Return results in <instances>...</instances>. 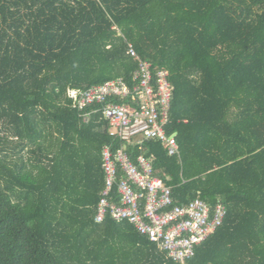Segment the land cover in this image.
Returning a JSON list of instances; mask_svg holds the SVG:
<instances>
[{
    "label": "trees",
    "instance_id": "trees-1",
    "mask_svg": "<svg viewBox=\"0 0 264 264\" xmlns=\"http://www.w3.org/2000/svg\"><path fill=\"white\" fill-rule=\"evenodd\" d=\"M129 45L168 73L178 145L126 144L131 161L151 160L174 204L226 209L183 264H264V0H0V264H181L127 221H94L103 150L122 144L103 104L68 92L132 88Z\"/></svg>",
    "mask_w": 264,
    "mask_h": 264
},
{
    "label": "built area",
    "instance_id": "built-area-1",
    "mask_svg": "<svg viewBox=\"0 0 264 264\" xmlns=\"http://www.w3.org/2000/svg\"><path fill=\"white\" fill-rule=\"evenodd\" d=\"M128 54L138 62L132 77L136 84L132 88L124 80L117 79L81 93L68 92L80 109L94 103L103 104L108 135L122 144L114 152L111 147L103 150L105 189L94 221L101 223L106 216L116 222L127 221L168 257L183 264L193 258L195 249L221 226L226 209L218 202L211 211L199 198L174 204L171 189L154 176L151 160L139 155L136 162L131 161L126 144L156 141L164 146L169 156L178 155V145L176 134L169 135L165 130L171 100L168 73L153 71L151 64L141 60L131 45ZM115 97L128 102H107Z\"/></svg>",
    "mask_w": 264,
    "mask_h": 264
}]
</instances>
